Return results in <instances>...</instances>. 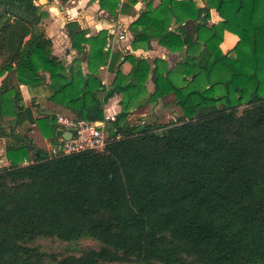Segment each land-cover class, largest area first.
<instances>
[{
  "label": "trees",
  "instance_id": "trees-1",
  "mask_svg": "<svg viewBox=\"0 0 264 264\" xmlns=\"http://www.w3.org/2000/svg\"><path fill=\"white\" fill-rule=\"evenodd\" d=\"M139 1L145 7L128 26L133 50L156 41L180 55L174 67L112 51L108 29L88 36L77 20L66 27L78 57L66 65L53 53L43 5L0 0L9 162L0 167V264H264V0L99 4L115 21ZM226 31L239 38L233 53L221 48ZM123 56L141 82L107 89L101 70L115 71ZM150 75L147 102L174 94L176 120L134 123L126 102L107 123L104 150L53 156L28 136L35 125L55 144L58 113L36 117L22 85L43 87L69 119L103 121L110 98L133 100ZM43 240L92 244L60 254Z\"/></svg>",
  "mask_w": 264,
  "mask_h": 264
},
{
  "label": "crops",
  "instance_id": "crops-1",
  "mask_svg": "<svg viewBox=\"0 0 264 264\" xmlns=\"http://www.w3.org/2000/svg\"><path fill=\"white\" fill-rule=\"evenodd\" d=\"M46 1H48V0H46ZM67 1H71L73 3V5L71 6V9L76 11L75 14H77V12H78V14L75 15V17H73V18L69 17L71 15H67L68 19L63 18L61 15L58 14L57 15L58 18L53 17L54 18L53 21L51 20V21H49V23L47 22L48 25H46V23L44 22V25H45V28H46L48 35L50 36V38L53 41V47H54L53 53L57 57H59L61 60H63V61L65 60L67 62V64H69V65H72L74 60L78 57V54H77V51H75L74 49H71V40H70V37L68 35V31H67V27H66L68 21H72V20L79 21V23L82 25V27L87 28L89 30L88 36H90L92 34H96L102 29H108L109 32L112 34L113 30L119 24H121V25H123L124 30L126 32V38L124 40H130V42H131V35H130L129 30H128V26L138 16L140 11L143 10L145 7V3L142 1H139L135 5V7L131 13H129V14L120 13L118 16V19L113 21L112 19L108 18L109 13L100 8L99 0L94 1V6L88 7V9H86L87 11L86 10H82V11L80 10L81 6L85 3L86 0H67ZM121 1H123V3L127 2V0H121ZM49 2H50V0H49ZM159 3H160V0H155L154 4H155V6H158ZM49 5L50 4H48L47 6L49 7ZM93 8H95L94 10H96L99 13V18L90 14V12L92 11ZM50 9L53 10L55 8L51 6ZM212 13L214 14L213 15L214 16L213 22H218L220 20L218 13L215 10H212ZM225 38H226L227 44H232L233 42L236 44L237 41L239 40L238 36H236L235 34L229 32V31L225 32ZM124 40H115V37L112 35V40L109 43V47H112V51H115L118 47H120V48H123L125 52H127L129 50L131 53H133L135 55L142 53L143 54L142 56L145 58H148L149 61L154 60V59L159 58V57L162 59H168L169 58V62L171 64V67L175 66L176 63L178 61H180L181 57L178 53L170 52L167 48L159 45L156 41L152 42V48L151 49H149V50L139 49L136 51V50H133V48H131L130 46H127L125 48L119 46V42L124 41ZM235 44L233 45V47L235 46ZM222 46H224V44ZM74 54H76V57L73 56V58L75 57V59L74 60L70 59L71 56ZM128 62H129V60L127 58L125 59V57L123 56L121 58V62L118 64V67L115 71H110L108 67L102 68L101 76H102V74H103V76H105V79H103V82H104L105 86L107 87V89H111L117 85H125L126 83H128L129 81H131L133 79L137 83H139L141 81L142 73L140 71H136L132 65L131 66L129 65ZM83 68H84V72L87 73L88 69H87V64L85 62L83 63ZM1 80H2V78L0 77V85H1ZM108 80L114 81V84L111 86V88L109 86H107ZM146 85H147V89L150 92H153L152 90H154V84H153L152 80H150V82H148ZM21 91H22V95L24 98V102L27 101L28 98H31V105H27L25 103L26 106H32V99L36 98V104L39 107L38 113L35 112L36 117H42L44 115H51L50 113H52V115H53L55 112H57L58 114H61L58 112L60 110H61V112H63V114H61V115L65 114V110L62 107L50 102L47 99V90H45L43 87H37L35 89H31L27 85H22ZM149 93H148V95H149ZM121 99L122 98L119 95H115L112 98H110L106 102L105 107H104L105 115L117 116V114L119 112H121V110H122L121 105L119 104ZM170 104H172V103L171 102L170 103L164 102V106H166V107L169 106ZM172 110H170V111H172ZM142 112L144 114V118H143L144 121L143 122H145V120L147 119L146 115L150 113V109L145 106L142 108ZM166 112H169V111H166ZM174 115L177 116L178 111H175ZM31 127H32V130L30 131V133L35 129V127L38 128L35 125H33ZM28 136H29V133H28ZM4 139L5 138H0V140H4ZM32 141H33V139H32ZM5 143H6V140L4 141V144ZM50 145H51V141L49 140L47 143V151L48 152H49ZM4 150H5V146H4ZM5 153H6V150H5ZM6 160H7V158H6ZM1 162L3 163L4 160L0 158V163ZM8 164H9V162L7 160V163H3V165H1L0 167L6 166Z\"/></svg>",
  "mask_w": 264,
  "mask_h": 264
},
{
  "label": "rangeland",
  "instance_id": "rangeland-1",
  "mask_svg": "<svg viewBox=\"0 0 264 264\" xmlns=\"http://www.w3.org/2000/svg\"><path fill=\"white\" fill-rule=\"evenodd\" d=\"M86 1L81 6V9H80L81 11L88 9V7H90V6H94V1H92V0H86ZM198 2H200V4H203V0H198ZM36 3L38 5H43V8L46 9L49 12V15L44 18V22L46 23V25H48L49 21H51V20L53 21L54 20L53 17L56 18L58 14L61 15L63 18H66V19H68L67 15H71L69 17L73 18V17H75V15L78 14V12H77V14H75L76 11L71 9V6L73 5V3L71 1H67V0H52L51 1L50 0V2H49V0L48 1H46V0H36ZM154 3H155V0H154ZM48 4H50L49 7L47 6ZM51 6L54 7L55 9L51 10L50 9ZM94 9L95 8L92 9L90 14H92V15L96 16L97 18H99V13L96 10H94ZM211 15H212L211 21L213 22V17H214L213 15L214 14L212 13V11H211ZM108 18L112 19L110 16ZM223 44H224V46H222ZM234 44H235L234 42L232 44H227L226 38H225V33H224V40H223V42L221 44V48H222L223 52L224 53H233V45ZM119 46L124 47V48L127 47V46H130L132 48L130 40L120 41L119 42ZM110 48L112 50V47H110ZM71 49H74V48H72V43H71ZM53 51H54V47H53ZM142 55H143L142 53L138 54V55L136 54V56H138V57H143ZM73 56L76 57V54L72 55L70 59L74 60L75 57L73 58ZM128 60H129V62H128L129 65L133 66L131 60L129 58H128ZM166 60H167V62L169 64V66L171 67V64L169 62V58L166 59ZM150 61L152 62L153 60H150ZM64 63L67 64L66 61ZM67 65H69V64H67ZM223 72L225 73V71H223ZM101 77H103L102 79H105V76H103V74H102ZM150 80H151V75L149 76V79H148L147 83L150 82ZM133 81H134V79H133ZM107 82H108L107 86H109L110 88L114 84V81H109L108 80ZM145 87H146V89H144L140 94H138L133 100H127L126 101L124 96H123V94L119 95L122 98L120 100V102H119V104L121 105V109H122V104L127 102L128 108L131 110L129 118H130V120L132 122H134V123H137V122L143 123L144 114L142 112V108L145 107V106L150 109V113L148 112L149 114L146 115L147 119L145 120V122H147V123H167V122L176 120L177 116L174 115L175 111H178V115L182 114V110L180 109V107H178L175 104H170L167 107L164 106V102L170 103V102L174 101V98H175L174 94H171V95L167 96L165 100H160L158 102H147L148 97H149V95L152 92H150L147 89V85H145ZM152 91H154V90H152ZM148 93H149V95H148ZM25 103L27 105H31V98H28V100L25 101ZM170 110H172V111H170ZM166 111H169V112H166ZM58 112L63 114V112H61V110L58 111ZM21 131L23 133H25V131L23 129H21ZM29 136L33 139L34 143L38 147H41V148L47 150V143H48L49 139L44 137L43 134L41 133V131L38 128L35 127V129L31 133L29 132ZM5 140L6 139L0 140V158L4 160L3 163H7L6 153H5V150H4V146H5L4 141ZM3 163L1 162L0 166L3 165ZM38 243H40L42 246H44L48 250H51L53 252H57V253H60V254H68V253H73V252L77 253L84 246L92 244V242L90 240L82 241V242H79V243H66V242H59V241H52V240H43V241H39Z\"/></svg>",
  "mask_w": 264,
  "mask_h": 264
},
{
  "label": "built area",
  "instance_id": "built-area-1",
  "mask_svg": "<svg viewBox=\"0 0 264 264\" xmlns=\"http://www.w3.org/2000/svg\"><path fill=\"white\" fill-rule=\"evenodd\" d=\"M123 1L120 0V6ZM115 40H124L126 32L123 25L119 24L112 32ZM114 115H105L103 121H91L86 119L73 120L64 115H57V129L63 132H72L71 139L63 136L57 137L55 144L51 142L49 153L53 156L71 154L87 150H104L107 146L109 134L107 123L115 120Z\"/></svg>",
  "mask_w": 264,
  "mask_h": 264
},
{
  "label": "water",
  "instance_id": "water-1",
  "mask_svg": "<svg viewBox=\"0 0 264 264\" xmlns=\"http://www.w3.org/2000/svg\"><path fill=\"white\" fill-rule=\"evenodd\" d=\"M52 115V113H50ZM52 125H54V123L52 122ZM56 136L57 137H61L63 136L65 139H71L72 137V132H63L62 129H57L56 130Z\"/></svg>",
  "mask_w": 264,
  "mask_h": 264
}]
</instances>
